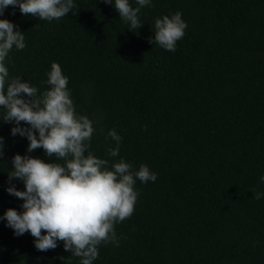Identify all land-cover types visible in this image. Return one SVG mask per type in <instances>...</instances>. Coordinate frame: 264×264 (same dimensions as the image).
<instances>
[{
	"label": "trees",
	"instance_id": "obj_1",
	"mask_svg": "<svg viewBox=\"0 0 264 264\" xmlns=\"http://www.w3.org/2000/svg\"><path fill=\"white\" fill-rule=\"evenodd\" d=\"M73 3L59 20L25 16L18 6L0 19L25 37L26 47L6 58L9 78L39 95L58 63L77 114L93 122L89 151L157 174L155 182L136 180L134 213L114 226L119 246H98L93 264H264V195L254 198L264 193V0H151L135 32L114 2ZM177 11L188 27L169 52L154 41V22ZM14 126L0 119V217L23 210L6 190H24L8 178L15 154L63 163L42 148L28 153ZM111 129L122 137L117 157L107 151L116 147ZM80 259L63 242L39 251L30 233L17 236L0 219V264Z\"/></svg>",
	"mask_w": 264,
	"mask_h": 264
},
{
	"label": "clouds",
	"instance_id": "obj_2",
	"mask_svg": "<svg viewBox=\"0 0 264 264\" xmlns=\"http://www.w3.org/2000/svg\"><path fill=\"white\" fill-rule=\"evenodd\" d=\"M103 2H114L119 17L131 31L142 26L141 8L151 6V0H136V7L129 0ZM9 6H18L23 15L41 21L59 20L76 7L73 0H0V16ZM187 27L180 11L163 15L155 19L154 41L175 52ZM14 29L10 20L0 19V109L4 110L0 119L14 123L13 136L27 138L28 153L42 148L49 158L63 163L15 154L8 178L10 182L13 178L23 181L24 190L11 183L6 190L23 201V210L10 207L0 219L6 220L17 236L30 233L39 251L53 250L58 242H63L65 251L81 258L80 264H93L99 256L98 246H119L114 226L134 213L136 180L155 182L157 174L146 164L133 171L123 159L110 163L89 151L95 131L93 122L86 115L77 114L68 88L69 78L58 63H51L46 74L49 87L39 95L36 87L20 77L9 78L5 64L9 52L13 47H26L23 32ZM108 136L116 143L114 148L109 146L108 155L117 157L122 137L114 129L109 130ZM3 155L4 140L0 136V157ZM260 179L264 181V176ZM262 195L255 192L254 198L259 200Z\"/></svg>",
	"mask_w": 264,
	"mask_h": 264
}]
</instances>
